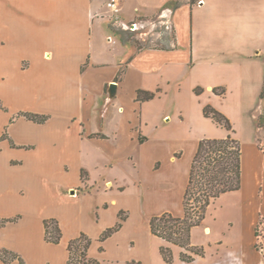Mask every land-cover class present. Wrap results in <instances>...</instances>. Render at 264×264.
<instances>
[{"label":"crops","instance_id":"1","mask_svg":"<svg viewBox=\"0 0 264 264\" xmlns=\"http://www.w3.org/2000/svg\"><path fill=\"white\" fill-rule=\"evenodd\" d=\"M105 1L0 0V219L15 217L0 225V249L24 264H66L69 240L83 232L88 257L101 264H168L161 245L178 264H264V0H183L175 8L172 0H118L119 13ZM127 3L134 12L123 21ZM154 13L173 30L168 47L136 49L112 29L115 17L124 25ZM138 90L155 95L138 101ZM186 99L194 113L178 106ZM206 104L229 118L241 143L242 182L191 229L190 244L205 254L186 262L181 247L151 233L149 218L183 215L199 140L227 135L203 115ZM173 120L183 126L178 135ZM124 137L141 152L123 154L130 162L119 177L118 152L105 144ZM101 165L114 173L103 176ZM124 195L132 205L118 202ZM120 210L122 226L100 241ZM49 217L60 224L59 243L44 238Z\"/></svg>","mask_w":264,"mask_h":264},{"label":"trees","instance_id":"2","mask_svg":"<svg viewBox=\"0 0 264 264\" xmlns=\"http://www.w3.org/2000/svg\"><path fill=\"white\" fill-rule=\"evenodd\" d=\"M196 1L198 3L200 0H190L189 3L194 5ZM177 5L178 3L176 7ZM214 92L222 94L223 89L214 88ZM154 95L155 93L151 91L138 90L136 99L145 101L153 98ZM202 112L205 117L211 118L215 123L225 128L227 135L224 138H202L199 140L191 161L188 182L183 195V215L177 216L170 211H164L149 218L151 233L168 243L181 247L179 258L186 262L193 261L195 256H204L205 254L203 246L190 244L191 229L202 223L206 209L214 198L222 193L238 190L242 182L241 143L233 136L234 129L229 118L210 104H206ZM19 115L35 122H43L47 118V115L32 112H18L17 116ZM260 120L261 118H258V125L263 124V121ZM125 218L123 210H120L118 221L114 226L104 229L99 240L103 241L119 230ZM10 220H15V217L0 219V225ZM260 224L261 220L256 225V235H260ZM43 228L44 238L47 242H60L62 230L56 218H45ZM90 244V237L83 232L69 240L67 244L69 255L66 264H101L97 259L88 257L87 251ZM159 252L166 263H172L173 255L170 246L161 245ZM0 259L4 264H11L15 259L24 264L23 259L16 252L6 248L0 249ZM124 264L143 263L132 258L126 260Z\"/></svg>","mask_w":264,"mask_h":264},{"label":"rangeland","instance_id":"3","mask_svg":"<svg viewBox=\"0 0 264 264\" xmlns=\"http://www.w3.org/2000/svg\"><path fill=\"white\" fill-rule=\"evenodd\" d=\"M187 1L190 2V0H187ZM182 2L183 0H172V3L170 2L169 6L171 8H175L177 3L179 5ZM133 12L134 11L132 8V4L131 3L125 4L123 7V11L121 12L122 14L121 20L123 19L126 20L127 18L131 17ZM114 21L115 23L111 25L112 29L114 30V33L124 42H129L133 44L134 47H136V49L142 48L144 46H155V47H162L163 45L166 46L168 44L167 41L168 40L171 41L173 37V30L171 26L167 22L166 23L161 22L159 15L156 13L152 15H148V16H138L131 21H127L125 22L127 27L125 24L124 25L119 24L117 22L116 17L114 18ZM148 21H150V23ZM133 22L137 23L138 28H135V26H132ZM153 33L160 34V36L155 37L153 36ZM178 106L180 107V109H184V110L194 113L196 109V102H194L191 99H186L184 102L178 103ZM260 118H261L260 121L261 122L263 121V124H264V117L261 116ZM171 124L174 125L172 129L175 130L177 132L176 135H178V132L181 131L183 126L179 123V121L177 122L176 120H173ZM248 128L250 132L251 131L250 127ZM122 141H123L122 144L121 143L116 144V142L114 143L112 141H109L108 143L105 144V148H107L108 151L109 150L117 151L118 155L114 158L115 160L114 166L117 167L115 170V173L110 171L108 167L105 168L103 165L99 167L101 172L103 173V176H108L114 173L117 176L119 174V177H121L120 173L123 172L124 169L128 168L127 163L130 162L128 159L127 160L125 159L123 154L126 151L131 154H135V155L138 152H141L139 151L140 150L139 147L136 144L132 143L130 140H127L126 137H124ZM184 146H186V144ZM165 151L162 153L165 154ZM93 199L96 200V196H93ZM116 199L118 200L119 203H122V204L127 203L129 205H132L131 201L127 198V195L118 196ZM153 200H155V198H153ZM123 215H126V212L123 211ZM172 255H173V251H172ZM104 264H117V263L114 261H111L110 263L105 262ZM171 264H178V261L175 260L174 262V256H173V261Z\"/></svg>","mask_w":264,"mask_h":264},{"label":"built area","instance_id":"4","mask_svg":"<svg viewBox=\"0 0 264 264\" xmlns=\"http://www.w3.org/2000/svg\"><path fill=\"white\" fill-rule=\"evenodd\" d=\"M105 5L109 8L112 12L117 13L119 11V3L118 0H106ZM132 26L136 27V23H133Z\"/></svg>","mask_w":264,"mask_h":264},{"label":"water","instance_id":"5","mask_svg":"<svg viewBox=\"0 0 264 264\" xmlns=\"http://www.w3.org/2000/svg\"><path fill=\"white\" fill-rule=\"evenodd\" d=\"M111 87H115V83H112V84H111Z\"/></svg>","mask_w":264,"mask_h":264}]
</instances>
